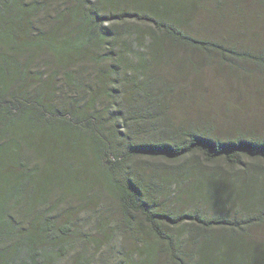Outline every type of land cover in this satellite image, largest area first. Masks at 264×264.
I'll return each instance as SVG.
<instances>
[{"label": "trees", "instance_id": "obj_1", "mask_svg": "<svg viewBox=\"0 0 264 264\" xmlns=\"http://www.w3.org/2000/svg\"><path fill=\"white\" fill-rule=\"evenodd\" d=\"M182 1L0 0V264H264V136L178 119L156 81L177 50L264 78V34L183 25Z\"/></svg>", "mask_w": 264, "mask_h": 264}, {"label": "rangeland", "instance_id": "obj_2", "mask_svg": "<svg viewBox=\"0 0 264 264\" xmlns=\"http://www.w3.org/2000/svg\"><path fill=\"white\" fill-rule=\"evenodd\" d=\"M182 3L185 7L179 14V21L183 25H191L197 29L216 30L222 34L230 30L239 33L246 30L247 34H264V0H218L219 4L213 0H183ZM183 5L180 6L183 7ZM47 19L50 20V17L47 16ZM40 26L47 29L49 23L44 22ZM238 36L241 39V34ZM248 40L249 43L253 41L254 47L264 52V42ZM140 46L146 49L148 44L143 43ZM136 48L139 47L136 45ZM176 53L177 56L173 62L159 64L160 74L156 77V81L167 90L163 92L169 96L166 100L173 101L177 109L180 105L184 106L182 111L173 110V113L176 111L175 115L178 119L187 116L192 122L199 121L202 122L201 125L208 127L207 119L216 123L218 132L229 131L232 132L231 136L244 134V131H253L259 136H264V78L259 76V78L247 80L248 77L242 75L238 78H230L227 70L216 66L218 63L200 58H196L194 68H188V63L185 61L187 55L184 51L177 50ZM52 61L50 56L43 55L36 60L32 68L37 66L36 69L49 72L55 69V63ZM178 62L180 63L176 65ZM74 69L83 73L86 79L95 78V68L92 65L77 64ZM251 70L256 71L257 68ZM235 72L236 65L231 68V73L235 74ZM262 73L264 74V70ZM223 74H226V78H222ZM244 85L254 93H239V89ZM67 95L69 96L70 93L68 92ZM229 105L237 109L238 115L229 113ZM228 117L237 121L241 120L242 126L234 125ZM181 123L188 125L185 121ZM27 156L34 158L31 154ZM180 195L181 190L178 186L170 188V183H168V187L164 190L166 202L179 201ZM71 202L75 206L78 204L76 199ZM89 229L90 225L85 227V230ZM100 241V243L94 242L87 245L89 255L94 254L96 261L102 254L101 252H106L105 240ZM123 246L126 250L130 248L128 242ZM63 264H72V260ZM74 264H77V261Z\"/></svg>", "mask_w": 264, "mask_h": 264}]
</instances>
